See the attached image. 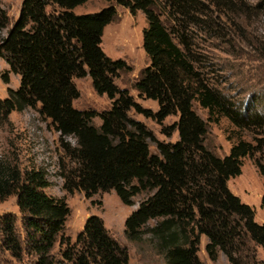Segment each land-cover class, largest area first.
<instances>
[{"label":"trees","instance_id":"trees-1","mask_svg":"<svg viewBox=\"0 0 264 264\" xmlns=\"http://www.w3.org/2000/svg\"><path fill=\"white\" fill-rule=\"evenodd\" d=\"M86 1L21 0L9 27L0 3V58L7 65L0 80L6 84L9 73L18 76L17 87H7L0 99V126L10 124L13 111L37 108L60 138L64 161L58 169L66 193L81 191L90 198L113 191L127 206L144 194L125 217L123 235L139 241L147 232L163 256L160 264H202L200 236L211 261L221 253L229 264H264L256 255L257 248L264 252V223L256 222L253 207L227 187V180L240 174L244 157L253 158L264 181V165L255 158L264 153V111L237 107L206 78L193 42L197 31L224 39V24L238 26L251 10L263 9L264 0H105L111 4L96 12L72 11ZM113 4L144 15L141 48L148 64L133 87L139 98L156 103L155 111L115 84L128 67L100 48L103 28L115 16ZM84 76L95 94L110 101L108 109L72 105L79 96L72 79ZM193 102L206 110L207 120L223 117L255 136L245 140L237 134L227 154H214L204 145L206 122ZM130 110L157 123L165 137L176 132V140L155 139ZM168 116L176 120L162 125ZM47 185L43 170L21 171L15 156L0 154V202L14 196L20 215L18 227L15 213L0 214V264L24 259L27 264H127L126 248L97 215L84 220L72 242L63 235L69 207L63 196L46 194ZM259 207L264 209V193ZM55 243L59 258L51 253Z\"/></svg>","mask_w":264,"mask_h":264},{"label":"rangeland","instance_id":"rangeland-1","mask_svg":"<svg viewBox=\"0 0 264 264\" xmlns=\"http://www.w3.org/2000/svg\"><path fill=\"white\" fill-rule=\"evenodd\" d=\"M254 3L256 0H247ZM21 0H0L2 8L9 19V27L16 19ZM111 4L105 0H88L72 9L75 14L92 13ZM114 18L104 26L101 36L100 48L111 59H120L127 69L119 72L114 80L115 84L127 89L132 98L141 107L155 111L157 105L150 99L139 98L133 87L139 73L148 64V58L141 48V29L145 26L142 12L131 14L126 8L113 4ZM163 18V17H162ZM225 38L211 37L204 31L194 35L195 52L203 61L201 66L212 83H215L237 107L245 110L264 111V8L253 9L248 17H244L236 26L227 22ZM5 33V30L1 32ZM7 69V65L0 58V73ZM8 83L0 80V99L6 96V88H16L18 76L8 74ZM79 96L72 102L75 108L94 110L100 112L110 106L105 95H97L92 90L88 76L73 78ZM247 107V108H246ZM193 110L206 122L207 132L204 145L218 156L227 154L230 142L234 136L240 134L243 139L251 140L254 133L238 130L231 123L221 117L216 123L207 120L205 109L193 102ZM251 108V109H248ZM128 114L141 121L153 134L155 139L173 142L176 132L169 137L160 133V126L150 118L130 110ZM10 124L0 126V154L7 153L16 157L20 170L29 168L41 169L45 173L48 183L44 188L46 194L65 198L69 207V214L64 223L62 234L68 236L72 242L75 235L81 230L84 220L89 215H97L102 219L103 226L120 245L124 246L128 254L127 264H160L163 256L156 248L149 234L145 232L139 241H129L123 235V222L125 217L144 198V194L133 197V205L122 204L113 191L99 192L90 198H85L81 191L71 194L62 189V179L59 176V165L64 161L60 149V138L42 117L37 108H25L20 112H11L8 116ZM176 116H168L162 125L170 124ZM92 123L99 125V118L94 117ZM230 138V140H228ZM63 142L73 143L70 137L62 138ZM149 151L156 153L154 144L149 142ZM255 158L264 165V153L255 154ZM229 190L239 199L253 207L254 220L264 223V209L259 207V199L264 193V181L258 174L253 158L242 159L239 175L227 180ZM13 212L16 215V224L20 225V215L17 212L14 196L0 202V214ZM205 238L199 237L197 256L202 264H229L226 258L218 253L216 259L211 261L204 251ZM59 246L55 243L51 251L55 258H59ZM257 258L264 261V252L257 248ZM11 260V264H27Z\"/></svg>","mask_w":264,"mask_h":264},{"label":"crops","instance_id":"crops-1","mask_svg":"<svg viewBox=\"0 0 264 264\" xmlns=\"http://www.w3.org/2000/svg\"><path fill=\"white\" fill-rule=\"evenodd\" d=\"M234 194V193H233ZM237 196V195H236ZM239 198V197H238ZM260 223V222H259Z\"/></svg>","mask_w":264,"mask_h":264}]
</instances>
